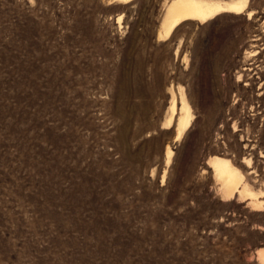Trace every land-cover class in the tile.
<instances>
[{
	"label": "rangeland",
	"instance_id": "obj_1",
	"mask_svg": "<svg viewBox=\"0 0 264 264\" xmlns=\"http://www.w3.org/2000/svg\"><path fill=\"white\" fill-rule=\"evenodd\" d=\"M172 1L0 0V264H263L264 0Z\"/></svg>",
	"mask_w": 264,
	"mask_h": 264
},
{
	"label": "bare ground",
	"instance_id": "obj_2",
	"mask_svg": "<svg viewBox=\"0 0 264 264\" xmlns=\"http://www.w3.org/2000/svg\"><path fill=\"white\" fill-rule=\"evenodd\" d=\"M247 7L248 0H235L230 2L223 0H173L166 7L159 34L169 37L185 21L206 22L221 12L241 14ZM252 15L253 12L248 13L250 18ZM181 106L178 121L179 136L187 130L193 118L183 89L181 91ZM167 156L170 161L173 156V151L169 148L167 150ZM211 166L223 183L225 191L230 193V195L236 192H240L241 194L250 193V189L244 183L242 175L232 166L229 160L215 157L211 160ZM259 258L264 264V250L259 251Z\"/></svg>",
	"mask_w": 264,
	"mask_h": 264
}]
</instances>
